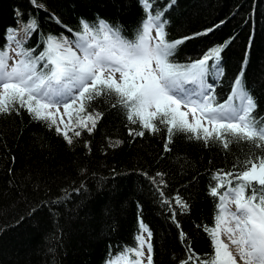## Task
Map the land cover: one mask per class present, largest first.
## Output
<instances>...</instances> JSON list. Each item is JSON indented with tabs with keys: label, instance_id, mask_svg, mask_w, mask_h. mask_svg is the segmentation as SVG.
<instances>
[{
	"label": "trees",
	"instance_id": "16d2710c",
	"mask_svg": "<svg viewBox=\"0 0 264 264\" xmlns=\"http://www.w3.org/2000/svg\"><path fill=\"white\" fill-rule=\"evenodd\" d=\"M36 3L43 7H34L31 0H0V48L6 43V30L22 28L30 17L39 25L25 44L36 49L34 55L44 51L49 34L74 39V33L81 31V18L94 21L99 16L119 24L121 34L133 39L145 17L138 0ZM167 3L155 0L154 7ZM17 10L23 14L20 23ZM166 16L169 40L219 25L208 37L181 46L175 57V62L187 63L212 46L229 42L222 53L218 101L227 99L248 53L246 81L257 111L264 116V0H177ZM95 110L104 114L96 129L90 135L82 132L72 145L24 110L0 115V264H106L125 246H135L138 214L153 233L154 264H179L185 244L170 219L169 206L161 203L155 190L160 179L167 185L165 198L179 194L189 205L188 212H178V220L192 249L202 258L210 256L211 238L197 226H214L219 201L209 194L210 185L216 183L212 174L232 169L234 155L243 158L250 146L233 145V155L177 133L172 151L165 152L163 135L146 132L144 138L133 139L128 128L139 127L128 124L124 114L109 103ZM116 140L122 141L120 146L111 147ZM82 184L84 189L73 191ZM34 208L37 211L32 212Z\"/></svg>",
	"mask_w": 264,
	"mask_h": 264
},
{
	"label": "snow or ice",
	"instance_id": "6c2138e0",
	"mask_svg": "<svg viewBox=\"0 0 264 264\" xmlns=\"http://www.w3.org/2000/svg\"><path fill=\"white\" fill-rule=\"evenodd\" d=\"M138 2L145 17L133 39L121 34L119 24L99 16L94 21L81 18V31L74 33V39L63 33L60 37L49 34L44 51L34 55L36 49L25 44L39 28L35 17L23 22L20 29L8 28L6 43L0 48V115H19L24 110L72 145L82 132L90 135L96 129L104 114L95 109L109 103L111 109L126 116L128 124L138 125L139 130L128 128L130 137L161 134L165 152L172 151L177 133L233 155V145H249L243 158L234 155L232 169L212 174L216 183L210 185L209 194L219 201L214 226H197L211 238L210 256L195 253L181 228L178 212L189 211L187 202L179 194L171 200L165 198L163 179L155 190L161 203L169 206L170 219L185 244L179 264H264V116L257 111L256 97L246 81L248 53L227 99L218 101V78L224 76L222 53L229 42L214 45L187 63L175 62V57L181 46L208 37L219 25L169 40L166 13L177 0H168L163 8L154 7L155 0ZM31 3L43 7L36 0ZM16 15L20 23L23 14L17 10ZM64 28L73 33L67 25ZM18 32L23 33L19 38ZM121 143L116 140L110 146ZM150 179L157 184L155 177ZM82 189L83 184L73 191ZM138 230L135 246H125L106 264H154L153 233L139 214Z\"/></svg>",
	"mask_w": 264,
	"mask_h": 264
},
{
	"label": "rangeland",
	"instance_id": "374dc122",
	"mask_svg": "<svg viewBox=\"0 0 264 264\" xmlns=\"http://www.w3.org/2000/svg\"><path fill=\"white\" fill-rule=\"evenodd\" d=\"M19 33L21 34V32H19ZM17 35H18V34H17ZM18 38H19V36H18ZM12 47L14 48V47H15V44H13ZM10 63H11V61H10ZM64 119H65V122H67L68 117L65 116ZM61 127H63V125H61ZM232 208H233V210H234V206H232Z\"/></svg>",
	"mask_w": 264,
	"mask_h": 264
}]
</instances>
